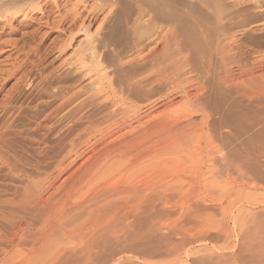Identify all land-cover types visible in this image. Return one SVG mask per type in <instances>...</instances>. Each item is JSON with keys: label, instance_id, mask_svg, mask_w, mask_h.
I'll use <instances>...</instances> for the list:
<instances>
[{"label": "rangeland", "instance_id": "obj_1", "mask_svg": "<svg viewBox=\"0 0 264 264\" xmlns=\"http://www.w3.org/2000/svg\"><path fill=\"white\" fill-rule=\"evenodd\" d=\"M159 1H169L171 8L176 7L174 9L181 11L188 8L199 11L201 4L202 15L213 12L211 6H206L208 0ZM24 2L25 5H22ZM35 2L45 10L43 17L38 12H31L29 17L34 22L22 26L18 18L10 29L17 30L14 34L9 29L0 32L1 42L16 43L14 49L7 47L10 51L5 53L6 47L0 49V78H6L2 76L5 72L18 69L8 83L3 84L0 79V200L13 194L14 187L20 182L17 179L19 174L42 181L43 184L53 180V188L47 193H54L58 189L55 194L61 196L62 186L75 181L74 177L92 162L91 157L96 151L106 144L114 143L116 138L126 132V124L109 123V110H104L103 103L109 108L112 101L119 102L121 96L127 105L129 103L139 110L138 114L156 115L164 112L161 117H173L186 110L180 97L175 94L176 87L171 88L164 82L166 64L156 67L155 62H146L143 58L148 49H159L166 42L169 52L175 55L177 45H188L187 34L181 31V35L175 37L164 32L163 36L164 33L159 31L168 23L154 15L147 0H19L16 4L27 9ZM221 8L224 10L221 9L225 17L224 26L236 37L234 39L239 41L242 50L253 52L254 60L264 58V1L225 0ZM69 12L74 13L73 19L76 18L78 28L84 27L93 41L95 52L91 60L107 71L116 89L113 96L108 93L107 99L90 101L89 96L95 89L88 78H84L83 71L68 65L73 60L72 52L83 38L76 29H72L73 19L69 17L73 15ZM23 35H26V39ZM61 39L64 40L65 49L60 56L56 52L50 53L52 46ZM144 44L150 45L149 48L145 49ZM8 55L11 57L7 59ZM28 58L29 61H24ZM131 59L135 60L134 68L140 74L139 77L150 80L145 87H139V93H135L133 88L123 90L119 87L122 76L127 75V66L121 65ZM257 76L258 73H255L254 78ZM120 104L121 101L115 106ZM256 120L258 141L252 152L260 157L264 152V103L256 102ZM101 133L105 134L101 140L103 143L93 144ZM147 136L140 144L154 141ZM223 136L227 142L222 139ZM210 137L211 146L207 151L200 152L202 157L209 154L220 158L232 147L236 148L232 132L225 134L219 130L211 132ZM160 178L170 185L177 177L171 170H166L163 175L149 177L146 188L154 189ZM120 179L118 175H108L104 181L118 184ZM229 180V183L226 182V192L223 189L218 195H214L215 190L212 196L200 190L199 196L191 200L193 209L187 208L181 201L171 200L165 205L154 203L148 207L141 206L140 210L134 212L136 216L128 217L125 221L121 216H108L106 227L102 229L101 226H105L102 224L96 228L98 234L100 231L102 233L101 236L97 235V244L92 245L93 248L94 245L97 247L94 250L92 248L89 256L80 249L82 242L75 237L67 241L69 243L61 242L59 247L62 252L48 264H264V203L246 206L249 210L243 223L238 225H243L240 228L228 219L231 214H235L236 207L250 199L248 195L245 199L240 190L257 189L258 183L254 174H249L248 180L237 179L236 175H232ZM137 181L138 185L144 186L141 177L135 178ZM222 182L219 180V187ZM253 193L256 194L253 197L261 199V191ZM47 196L44 194L43 199ZM44 212L40 211L42 215ZM213 216H216L214 220ZM42 219L37 217L32 223L37 225ZM193 223L215 226H207L210 228L208 230L204 225L200 231L199 225L195 227ZM11 226L9 222L0 221V239L2 235L8 239L12 236ZM176 226L178 230L181 227L185 235L179 236ZM190 229L196 230H193L191 237L188 234ZM185 231H188V235ZM202 234L205 238L201 240L199 236ZM186 236L190 242L193 240L190 246L188 237L183 238L182 242L181 237ZM193 236L200 238L199 241L194 240ZM28 249V246L20 245L15 250L7 240L0 241V264H38L41 260L47 264L46 255L28 259Z\"/></svg>", "mask_w": 264, "mask_h": 264}, {"label": "bare ground", "instance_id": "obj_2", "mask_svg": "<svg viewBox=\"0 0 264 264\" xmlns=\"http://www.w3.org/2000/svg\"><path fill=\"white\" fill-rule=\"evenodd\" d=\"M9 1L0 0L1 33H4L6 29L10 30L15 19L19 18L22 26L28 22H34L29 17L31 12H38L42 17L45 14V10L39 3L35 2L25 9L19 6L20 4H16L19 0L14 3H12L13 0ZM221 1L208 0L206 6L208 8L211 6L210 9L213 12L209 13L210 15L206 13L202 15L201 4H199V11L190 8H188L190 10L182 9L181 11L174 9L176 3L175 5L172 3L174 8H171V4L168 5L169 1L163 3L159 0H147L148 7L154 15L168 23L160 29L161 34L171 33L175 37L181 31L187 34L188 45H177L175 55L169 52V44L166 42L159 49H148L147 55L143 58L146 62H155L156 67L166 64L164 82L171 88L176 87L175 94L180 97L181 103L186 107L185 112L173 117H161L160 115L164 112H158L156 115L138 114L139 110L134 109L128 102L127 105L121 96V104L117 107L115 105H118L120 101H112L109 108L103 103L104 110H109L107 115L110 119L109 123L126 124L124 126L126 132L116 138L114 143L106 144L94 153L91 157L92 162L74 177L75 181L62 186V197L55 194L58 189L54 193H47L53 188V180L43 184L42 181H35L19 174L17 179L20 182L14 187L13 194L0 200V221L9 222L12 225V236L8 239L6 235H2L0 241L7 240L11 248L15 250L20 245L28 246L30 248L28 259L33 260L39 255H46L48 264L55 261L57 255L62 252L59 247L61 242H70L76 237L82 242L80 249L89 256L92 253V245L97 244L95 242L98 239L97 235L101 236L102 233L100 231L98 234L99 231L96 228L102 224L105 226L101 228L106 227L108 216H121L120 218L125 221L128 217L136 216L134 212L140 210L141 206L148 207L149 204L151 206L154 203L165 205L171 200L181 201L187 208L193 209L191 200L199 196L200 190L207 192L210 196L214 192V195H218L226 189V182L229 183L232 175H236L240 180L244 178L248 180L249 174H254L258 183L257 189L246 190L250 191L249 194L244 189L240 190L245 199L248 196L250 199H246L245 203L236 207L235 214H231L228 218L234 226L243 223V218L249 210L246 206L264 203V152L260 157L253 155L252 152L258 141L256 102L264 103V58L254 60L253 52L242 50L239 41L234 39L235 36L225 28L224 10L221 8V3L223 5L225 0ZM22 5H25V2ZM70 14L73 16L69 18L73 19L74 13ZM75 19L71 23L72 29H76L77 34L83 38L72 52L73 60L68 65L85 73L84 78H88L95 89V92L89 96L90 101L99 102L101 99H107L108 93L113 96L116 89L107 71L91 60L95 46L86 29L78 28ZM10 31L14 34L17 30ZM25 36L23 35L24 39H26ZM15 46L16 43L0 41V49L6 47L3 53L10 51L7 47L14 49ZM149 46L143 45L145 49ZM64 49V40L61 39L52 46L50 53L56 52L60 56ZM10 57L11 55H8L6 58ZM25 60L29 61V58ZM125 65L127 75H123L120 80L121 89L133 88L137 93L140 86L148 85L149 78L139 77L140 74L135 70L134 59L121 66L126 67ZM17 71L18 69L13 72L4 71L2 76L6 78L3 80L2 77L0 78L3 84L8 83ZM255 73H258L256 78H254ZM219 130H223L225 134L232 132V140L235 141L236 148L232 147L220 158L211 157L209 154L205 155V158L202 157L200 152L207 151L211 146V132L215 133ZM219 133L222 136L221 132ZM103 135L105 134L101 133L93 144H98L103 139ZM146 135L154 141L146 145L140 144ZM222 139L225 142L228 141L224 136ZM166 170L174 172L176 180L169 185L164 178H160L158 186L148 190L147 179L163 175ZM108 175H118L121 178L120 182L118 184L105 182L104 179ZM137 177H141L143 187L138 185L139 181L135 182ZM219 180L223 181L221 187H219ZM256 190L261 191V199L253 197L256 195L253 193ZM44 194L48 195L46 199H43ZM246 195L248 196L245 197ZM41 210L45 211L44 215L40 213ZM212 215L211 213L210 216ZM37 217H43V219L34 225L32 222ZM215 217L213 216L212 220ZM210 223L207 226L214 225ZM198 225L196 224L195 227ZM203 226L199 225L200 231ZM207 226L204 228H209ZM195 227L193 228L197 230L198 228ZM179 230L177 232L181 236L183 231L179 232ZM193 230L190 229V233L185 231L186 235L190 234L191 237ZM187 237H181L182 242L183 238ZM199 237L202 240L203 234ZM195 239L197 238L194 237ZM187 240L184 241L187 242ZM188 241L190 246L193 240ZM95 246L97 247L94 245V248ZM42 261L39 263L45 264V261L44 263Z\"/></svg>", "mask_w": 264, "mask_h": 264}]
</instances>
